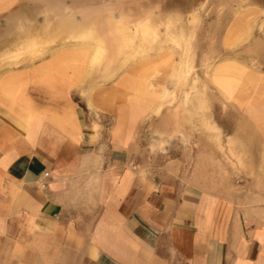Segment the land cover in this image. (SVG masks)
Masks as SVG:
<instances>
[{
    "label": "crops",
    "instance_id": "crops-1",
    "mask_svg": "<svg viewBox=\"0 0 264 264\" xmlns=\"http://www.w3.org/2000/svg\"><path fill=\"white\" fill-rule=\"evenodd\" d=\"M66 4L36 9L48 16L33 13L29 35L79 41L0 75V264H264V70H215L228 117L216 125L220 145L243 165L226 170V185L208 152L152 168L135 155L136 134L161 111L152 113L140 71L153 66L161 85L167 61L87 83L92 50L81 38L134 36L135 22L182 14L181 0Z\"/></svg>",
    "mask_w": 264,
    "mask_h": 264
},
{
    "label": "rangeland",
    "instance_id": "rangeland-1",
    "mask_svg": "<svg viewBox=\"0 0 264 264\" xmlns=\"http://www.w3.org/2000/svg\"><path fill=\"white\" fill-rule=\"evenodd\" d=\"M97 1L14 0L2 5L0 75L54 58L59 53L47 51L50 46L79 41V38L30 36L32 14L35 19L37 15L48 16L45 10L37 13L36 9L42 11L46 5L61 9L60 5L66 3L76 7ZM194 1L181 0L177 7L182 9V14H167V20L135 22L134 36L81 38V43L92 50L86 53L85 72L87 83L96 80L110 83V79L125 76L145 61H167L161 85L155 78L158 70L153 66L146 74L140 71V80L147 82L143 95L153 98L152 113L161 111V115L143 118L136 134L139 147L135 155L157 168L158 163L175 157L188 160L199 152H208L220 161L216 167L220 179L217 183L226 185V170L238 174V168L243 165L228 161L238 155L233 150L224 152L220 145L216 125L227 124L228 117L222 115V102L218 100L221 89L216 83L215 70L225 63L264 70V0H199L197 4ZM255 2L261 6L256 8ZM60 14L55 12L54 17ZM242 16L244 19L240 20ZM231 29L242 34L230 36ZM122 37L127 39L125 44L116 39ZM84 55L77 53L76 58L72 56L66 61L82 60ZM221 70L217 69L216 73ZM191 140L195 142L193 148Z\"/></svg>",
    "mask_w": 264,
    "mask_h": 264
},
{
    "label": "bare ground",
    "instance_id": "bare-ground-1",
    "mask_svg": "<svg viewBox=\"0 0 264 264\" xmlns=\"http://www.w3.org/2000/svg\"><path fill=\"white\" fill-rule=\"evenodd\" d=\"M3 0H0V4H1V2H2ZM123 29V28H122ZM73 31V30H72ZM90 34H92L91 32H90ZM102 36V35H101ZM117 39V38H116ZM118 39H121V38H118ZM107 40V39H106ZM125 41H126V39H125Z\"/></svg>",
    "mask_w": 264,
    "mask_h": 264
}]
</instances>
